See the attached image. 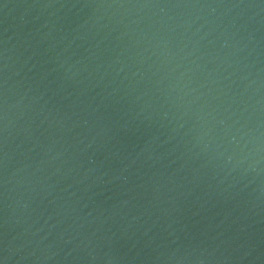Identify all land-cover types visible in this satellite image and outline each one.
I'll use <instances>...</instances> for the list:
<instances>
[{
    "label": "water",
    "instance_id": "95a60500",
    "mask_svg": "<svg viewBox=\"0 0 264 264\" xmlns=\"http://www.w3.org/2000/svg\"><path fill=\"white\" fill-rule=\"evenodd\" d=\"M0 264H264V89L114 0H0Z\"/></svg>",
    "mask_w": 264,
    "mask_h": 264
}]
</instances>
